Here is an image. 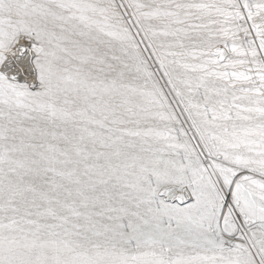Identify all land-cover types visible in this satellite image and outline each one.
<instances>
[{
    "label": "snow or ice",
    "instance_id": "obj_1",
    "mask_svg": "<svg viewBox=\"0 0 264 264\" xmlns=\"http://www.w3.org/2000/svg\"><path fill=\"white\" fill-rule=\"evenodd\" d=\"M0 264H264V0H0Z\"/></svg>",
    "mask_w": 264,
    "mask_h": 264
}]
</instances>
